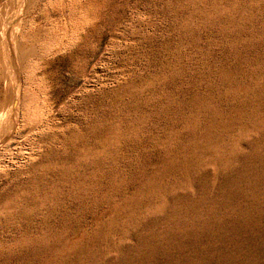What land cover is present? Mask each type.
Masks as SVG:
<instances>
[{"label": "rangeland", "instance_id": "1", "mask_svg": "<svg viewBox=\"0 0 264 264\" xmlns=\"http://www.w3.org/2000/svg\"><path fill=\"white\" fill-rule=\"evenodd\" d=\"M0 264H264V0H0Z\"/></svg>", "mask_w": 264, "mask_h": 264}, {"label": "bare ground", "instance_id": "2", "mask_svg": "<svg viewBox=\"0 0 264 264\" xmlns=\"http://www.w3.org/2000/svg\"><path fill=\"white\" fill-rule=\"evenodd\" d=\"M12 25H13V24H12ZM5 33H6V32H5ZM3 38H4V37H3ZM7 43H8V42H7ZM13 45H14V44H13ZM7 47H8V46H7ZM15 47H16V46H15ZM15 49H16V48H15ZM18 49H19V48H18ZM20 49H21V48H20ZM12 50H13V52H14V49H13V48L11 49V51H12ZM17 51H18V50H17ZM17 51H16V52H17ZM13 52H12V55H13ZM24 52H25V51H24ZM24 52H22V53H24ZM11 57H14V56H11ZM11 57H10V58H11ZM13 59H15V58H13ZM14 65H15V64H14ZM16 72H17V71H16ZM15 83L17 84L16 81H15ZM16 84H14V86H13V88H12V91H13V93H12V94H13V95H12V96H13V99H17V97H18V96H17V94H18V93H17V92H18L17 90H18V89L16 88ZM17 86H18V85H17ZM10 102H11V101H10ZM10 105H11V104H10ZM14 108H15V106H14V104H13V102H12V105H11L10 110H14ZM10 113H11V112H10ZM14 115H15V114H14Z\"/></svg>", "mask_w": 264, "mask_h": 264}]
</instances>
